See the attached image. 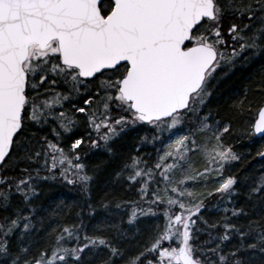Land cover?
Returning <instances> with one entry per match:
<instances>
[{"label": "snow or ice", "instance_id": "1", "mask_svg": "<svg viewBox=\"0 0 264 264\" xmlns=\"http://www.w3.org/2000/svg\"><path fill=\"white\" fill-rule=\"evenodd\" d=\"M257 52L264 0H0V264H91L104 250L99 264H264V174L243 185L237 207L243 178L224 173L239 159L222 136L232 125L203 110L220 68ZM251 88L261 98L250 130L264 138V70ZM233 103L252 107L246 96ZM81 123L84 134L72 133ZM135 125L151 126L163 151L152 164L132 154L113 170L139 185L137 200L117 209H129V225L156 212L164 223L134 254L122 239L90 234L82 218L41 237L39 182L62 178L90 197L96 169L81 149L113 154V138ZM210 177L216 186L197 192ZM212 193L224 197L223 231L196 244L194 214Z\"/></svg>", "mask_w": 264, "mask_h": 264}, {"label": "trees", "instance_id": "2", "mask_svg": "<svg viewBox=\"0 0 264 264\" xmlns=\"http://www.w3.org/2000/svg\"><path fill=\"white\" fill-rule=\"evenodd\" d=\"M244 55H248V53ZM261 70H264V53L260 52L249 56L245 63L237 62L231 68L221 67L219 72L224 75L221 76L218 73L219 79L213 82L215 84L214 92L203 109L210 111L213 120L219 116L232 125L227 132L222 133V136L226 144H231L239 159L231 161V167H225L224 173L235 174L243 178L238 193L232 194V199L237 201V207L245 199L247 188L243 185L254 184L255 180L264 174V156L258 158L260 150L264 147V138L255 137L250 130V124L256 116L257 101L261 98L259 93L252 91L251 81L259 76ZM242 96H246L252 104V107L249 108L245 103L243 111L237 109L233 103ZM64 107L68 108L69 106L65 104ZM80 119L83 120V117ZM220 126L222 127V124ZM34 130L36 129H29V131ZM86 130V126L81 123L79 126H73L71 132L84 134ZM45 131L48 129L45 128ZM64 136L67 144L69 134L65 133ZM141 137H145V139H141ZM92 138L95 139V136L93 135ZM152 139L153 129L149 125H135L124 129L119 137L113 138L111 144L114 149L113 154H109L102 147H92L91 145L81 149L82 156L86 159L89 168L96 169L95 178L91 183L90 197L83 193L78 185H70L62 178L40 181V191L33 201L38 209L37 218H44L38 234L43 237L48 228L53 225L79 222L82 218L84 229L90 234L97 231L113 239H122L127 252L134 254L148 235L154 231L157 224L164 223V218L160 212L145 214L138 217L134 225H129L127 221L129 209L123 206L117 209V202L136 201L139 195V185L127 181L126 177L116 178L113 170H119V167L127 163L132 154L142 156L144 161L152 164L154 153L152 152L153 148L149 147ZM138 144L139 147H137ZM192 159L197 170L205 163L199 153ZM216 180L210 177L208 183L205 184L201 179L193 186L197 192L203 194L204 188L211 189L216 186ZM104 200L109 201L107 207L103 204ZM224 202V197L217 193H212L210 196L204 195L202 203L205 204V207L195 216L194 243L201 244L209 239L210 234L215 235L223 231L221 218L225 215ZM88 204L93 206L94 212H88ZM227 206L230 208L232 204L228 203ZM160 207L162 208L163 205ZM78 212L80 213L79 218ZM199 217H203V219H199ZM248 218L253 219V217ZM229 222L236 221L229 217ZM240 222H244L243 218ZM118 230L119 236H117ZM233 242L231 238L228 241L229 244ZM207 247L210 248L211 243L207 244ZM105 252L106 250L97 251L91 264H99V260L104 258Z\"/></svg>", "mask_w": 264, "mask_h": 264}, {"label": "rangeland", "instance_id": "3", "mask_svg": "<svg viewBox=\"0 0 264 264\" xmlns=\"http://www.w3.org/2000/svg\"><path fill=\"white\" fill-rule=\"evenodd\" d=\"M150 128H151V126H150ZM165 135H167V134H165ZM165 143H166V141H165ZM149 147L150 148H153L152 152L154 153V157H153V161L152 162H155L156 159H157V152L158 151H161L162 152L163 151V146L160 143H158L156 140H153L152 139V142H151V144H149ZM216 181L218 183V180H216Z\"/></svg>", "mask_w": 264, "mask_h": 264}, {"label": "water", "instance_id": "4", "mask_svg": "<svg viewBox=\"0 0 264 264\" xmlns=\"http://www.w3.org/2000/svg\"><path fill=\"white\" fill-rule=\"evenodd\" d=\"M253 122H254V121H253ZM254 135H255V137H260L259 134H254ZM263 148H264V147H263ZM260 157H261V155H258V158H260ZM203 204H204V203H203ZM204 207H205V204H204ZM204 207H203V208H204ZM203 208H202V209H203ZM202 209H201V210H202ZM198 214H199V213H198ZM198 214H194V216H196V215H198Z\"/></svg>", "mask_w": 264, "mask_h": 264}]
</instances>
